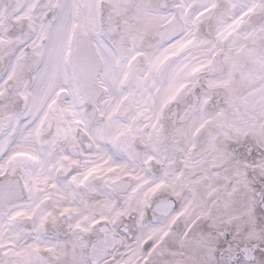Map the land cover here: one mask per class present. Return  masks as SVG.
<instances>
[{
    "label": "snow or ice",
    "instance_id": "obj_1",
    "mask_svg": "<svg viewBox=\"0 0 264 264\" xmlns=\"http://www.w3.org/2000/svg\"><path fill=\"white\" fill-rule=\"evenodd\" d=\"M0 264H264V0H0Z\"/></svg>",
    "mask_w": 264,
    "mask_h": 264
}]
</instances>
